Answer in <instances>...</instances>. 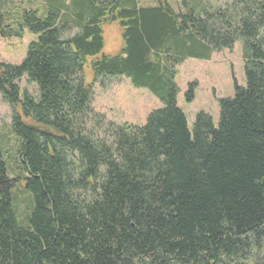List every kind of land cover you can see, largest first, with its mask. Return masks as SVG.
Returning <instances> with one entry per match:
<instances>
[{
	"label": "trees",
	"instance_id": "16d2710c",
	"mask_svg": "<svg viewBox=\"0 0 264 264\" xmlns=\"http://www.w3.org/2000/svg\"><path fill=\"white\" fill-rule=\"evenodd\" d=\"M71 1L26 11L21 27L38 39L20 65L0 64L14 180L29 195L20 217L0 142V264H264V0ZM105 22L122 30L117 55L102 54ZM238 41L247 86L220 100L218 126L201 112L191 131L177 66ZM90 58L95 82L126 77L164 107L142 126L106 122L92 108ZM24 77L38 96L21 90Z\"/></svg>",
	"mask_w": 264,
	"mask_h": 264
},
{
	"label": "rangeland",
	"instance_id": "374dc122",
	"mask_svg": "<svg viewBox=\"0 0 264 264\" xmlns=\"http://www.w3.org/2000/svg\"><path fill=\"white\" fill-rule=\"evenodd\" d=\"M3 2L1 14L4 18L0 22L1 27L9 26L17 35L4 38L0 34V64L20 65L26 58L28 48L32 42L38 39L28 28L21 27L24 13L37 10L44 14L48 7L46 0H0ZM169 5L177 8L182 0H167ZM213 8L224 7L231 4L233 0H204ZM139 7L158 5L157 0H137ZM68 4L72 1L68 0ZM105 47L104 55H117L122 47V30L118 23L103 24ZM76 30H71L64 36H72ZM88 60L85 69L87 83L92 87L93 110L105 117L106 122H113L117 125L131 124L142 126L146 123L148 116L164 107L163 102L154 96L149 90L135 88L130 79L126 77L94 81V74ZM176 84L179 92L177 95L178 107L184 112L187 118L189 129L192 131L196 116L204 112L213 118L215 126H218L220 119V100L233 98L236 94V86L245 88L247 78L245 71V58L243 55L242 42L235 43L232 49H223L213 52L210 59L199 60L188 58L177 66ZM196 83L194 99L187 100L190 85ZM21 90L27 91L33 96H38V87L26 77L19 82ZM17 112L21 113L18 109ZM13 111L0 93V142L2 148L10 152L11 178L15 179L20 171L16 163L15 145L16 140L12 134ZM28 122V121H27ZM13 191L20 204V217L25 215L26 202L29 195L25 192L23 181L15 180ZM25 209V211H24ZM19 216V214H18ZM20 220V218H19ZM21 222V220H20Z\"/></svg>",
	"mask_w": 264,
	"mask_h": 264
},
{
	"label": "water",
	"instance_id": "95a60500",
	"mask_svg": "<svg viewBox=\"0 0 264 264\" xmlns=\"http://www.w3.org/2000/svg\"><path fill=\"white\" fill-rule=\"evenodd\" d=\"M15 182V180L13 179V183Z\"/></svg>",
	"mask_w": 264,
	"mask_h": 264
}]
</instances>
